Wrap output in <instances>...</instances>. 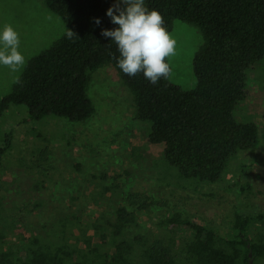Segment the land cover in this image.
Returning a JSON list of instances; mask_svg holds the SVG:
<instances>
[{
    "label": "rangeland",
    "instance_id": "374dc122",
    "mask_svg": "<svg viewBox=\"0 0 264 264\" xmlns=\"http://www.w3.org/2000/svg\"><path fill=\"white\" fill-rule=\"evenodd\" d=\"M5 24L19 32L27 63L18 72L0 65V100L13 91L29 61L67 29L42 0H0V32ZM170 33L192 46L186 60L167 58L170 80L195 89L194 59L203 34L181 20ZM88 95L95 113L83 122L57 116L25 122L24 106H12L0 118V150L14 132L0 161V231L6 235L0 252L24 257L25 236L68 244L86 254L88 264L111 261L123 242L140 259L146 243L189 239L191 229L170 223L174 218L202 223L230 239L237 215H243L252 219V236L264 239V61L248 72L246 99L235 110L238 121L258 125L260 144L237 153L214 184L184 178L166 161L165 146L149 142L151 123L138 118L135 97L113 65L91 72ZM66 219L73 223L63 226ZM250 262L264 264V258Z\"/></svg>",
    "mask_w": 264,
    "mask_h": 264
},
{
    "label": "trees",
    "instance_id": "16d2710c",
    "mask_svg": "<svg viewBox=\"0 0 264 264\" xmlns=\"http://www.w3.org/2000/svg\"><path fill=\"white\" fill-rule=\"evenodd\" d=\"M42 1L78 38L69 40L65 33L29 61L20 83L0 100V118L12 106H24L29 111L25 122L49 116L86 121L95 113L88 95L90 74L111 64L133 93L138 118L151 123L149 142L165 146L166 161L184 178L217 183L237 153L259 146L258 125L238 121L235 110L246 99L248 72L264 61V0H145L149 10L161 13L169 32L181 20L203 34L204 44L194 59L198 85L192 90L170 78L153 85L143 72L135 77L122 72L113 58H119L117 45L101 36L102 30L117 27L106 15L116 0ZM13 133L0 150V161ZM169 222L191 229L189 239L146 243L140 259L127 242L118 243L113 258L104 264H251L252 257L264 258V239L252 236L250 217L237 215L230 239L202 223L175 218ZM69 223L73 221L66 219L63 226ZM0 238H6L2 231ZM22 239L25 256L1 251L0 264H88L86 254L63 242Z\"/></svg>",
    "mask_w": 264,
    "mask_h": 264
},
{
    "label": "clouds",
    "instance_id": "9594fccd",
    "mask_svg": "<svg viewBox=\"0 0 264 264\" xmlns=\"http://www.w3.org/2000/svg\"><path fill=\"white\" fill-rule=\"evenodd\" d=\"M123 5V7H122ZM114 29H104L101 36L111 38L117 45L119 58L117 65L129 77L143 72L144 77L153 85L162 78L172 75L168 57L176 54L177 40L167 30L164 18L157 10H149L145 0H116L107 10ZM101 21L95 20L99 26ZM69 40L78 38L77 34L66 29ZM0 65L18 72L27 61L20 49V34L11 24H5L0 32ZM16 83H20L17 79Z\"/></svg>",
    "mask_w": 264,
    "mask_h": 264
},
{
    "label": "bare ground",
    "instance_id": "6f19581e",
    "mask_svg": "<svg viewBox=\"0 0 264 264\" xmlns=\"http://www.w3.org/2000/svg\"><path fill=\"white\" fill-rule=\"evenodd\" d=\"M181 35V34H179ZM175 37L177 38L178 37V34H175ZM180 38H182L183 40V48L182 50H179L177 47H176V54L174 55L175 57H179L181 60H186V56H187V53L189 52L190 48L192 47L190 42L187 41V39H185L182 35L180 36ZM176 39L177 41L180 39ZM178 45V44H177ZM183 56L182 58L180 57Z\"/></svg>",
    "mask_w": 264,
    "mask_h": 264
},
{
    "label": "water",
    "instance_id": "95a60500",
    "mask_svg": "<svg viewBox=\"0 0 264 264\" xmlns=\"http://www.w3.org/2000/svg\"><path fill=\"white\" fill-rule=\"evenodd\" d=\"M250 257H252V254H250Z\"/></svg>",
    "mask_w": 264,
    "mask_h": 264
}]
</instances>
